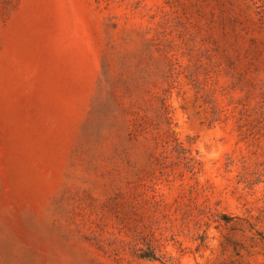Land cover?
<instances>
[{"label": "rangeland", "instance_id": "obj_1", "mask_svg": "<svg viewBox=\"0 0 264 264\" xmlns=\"http://www.w3.org/2000/svg\"><path fill=\"white\" fill-rule=\"evenodd\" d=\"M0 264H264V0H0Z\"/></svg>", "mask_w": 264, "mask_h": 264}]
</instances>
